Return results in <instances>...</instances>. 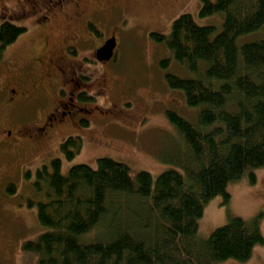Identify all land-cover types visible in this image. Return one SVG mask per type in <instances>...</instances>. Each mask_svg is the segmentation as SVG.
<instances>
[{"label":"trees","instance_id":"16d2710c","mask_svg":"<svg viewBox=\"0 0 264 264\" xmlns=\"http://www.w3.org/2000/svg\"><path fill=\"white\" fill-rule=\"evenodd\" d=\"M201 1L202 16L223 14L221 32L185 13L173 22L169 36L151 33L195 74L166 75L169 86L182 90L188 106L198 110L195 120L167 111L182 142L183 151L171 159L178 168L154 179L146 171L133 174L109 157L99 158L96 168L74 165L68 175L60 158L41 165L36 187L45 197L38 220L46 231L23 244L21 264L245 262L264 243L258 220L241 217L198 238L205 205L219 195L228 204L229 184L264 167V36L238 43L241 36L264 30V0ZM25 32L3 21L0 46ZM82 146V137L72 135L61 151L72 159ZM7 191L16 193V185L10 183Z\"/></svg>","mask_w":264,"mask_h":264},{"label":"rangeland","instance_id":"374dc122","mask_svg":"<svg viewBox=\"0 0 264 264\" xmlns=\"http://www.w3.org/2000/svg\"><path fill=\"white\" fill-rule=\"evenodd\" d=\"M118 1L121 10L115 9L112 16L95 18L99 33L84 48L86 54L97 49L105 39L117 37L116 56L111 63L87 65L94 76L109 75L111 87L95 103L98 108L91 123L70 134L57 135L49 147L51 150L41 156L37 166L49 165L53 159L60 158L61 171L68 175L74 165L87 164L96 168L99 158L109 157L128 165L133 174L146 171L154 179L168 169L178 168L171 159L183 151L182 142L167 111L173 110L195 120L198 110L188 106L182 90L169 86L166 75L194 78L195 74L175 60L168 45L155 41L151 33L169 36L173 22L188 13L199 25L213 26L217 34L223 29V14L202 16L201 0ZM17 10L16 0H0V26L6 17H19L15 13ZM36 33L37 29L28 27L20 37L23 44L29 42L30 34ZM263 36L264 30H259L241 36L238 43L243 45ZM167 59L168 63L163 65ZM0 76L8 78L9 74L0 70ZM5 91L0 87V98H5ZM2 103L0 101V108ZM69 135L83 139L81 151L72 159L66 158L61 151V144ZM36 167L22 168L20 176L11 181L16 185L14 194L7 191L10 183L4 182L6 174H0V264H21L23 244L37 240L46 231L38 220V204L45 196L44 190L36 187ZM251 174H255V182ZM228 192L231 195L228 204H223V197L219 195L205 205L199 220L198 238H208L216 228L234 217L247 221L257 219L264 235V167L249 170L242 178L231 182ZM216 264H264V243L257 245L245 262L229 259Z\"/></svg>","mask_w":264,"mask_h":264},{"label":"flooded vegetation","instance_id":"af4514ba","mask_svg":"<svg viewBox=\"0 0 264 264\" xmlns=\"http://www.w3.org/2000/svg\"><path fill=\"white\" fill-rule=\"evenodd\" d=\"M16 3L19 17H6L5 21L26 32L32 27L37 33L30 34L28 43L23 44L20 36L12 44L0 46V70L9 74L8 78L0 76V87L6 90L5 98H0V174H6L7 183H13L22 168L36 167L57 135L91 123L98 108L95 103L108 93L111 84L109 75L94 76L87 65L113 61L96 59L98 48L112 36L88 54L84 48L99 33L95 18L112 16L122 6L118 0ZM122 16L126 18L124 13Z\"/></svg>","mask_w":264,"mask_h":264},{"label":"water","instance_id":"95a60500","mask_svg":"<svg viewBox=\"0 0 264 264\" xmlns=\"http://www.w3.org/2000/svg\"><path fill=\"white\" fill-rule=\"evenodd\" d=\"M117 45V39L115 36L107 39L105 43L98 48L96 52L97 59L99 61H109L114 55V49Z\"/></svg>","mask_w":264,"mask_h":264}]
</instances>
